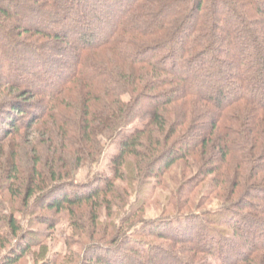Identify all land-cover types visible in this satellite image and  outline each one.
Wrapping results in <instances>:
<instances>
[{"label":"trees","instance_id":"1","mask_svg":"<svg viewBox=\"0 0 264 264\" xmlns=\"http://www.w3.org/2000/svg\"><path fill=\"white\" fill-rule=\"evenodd\" d=\"M6 85L0 264L85 206L80 264H264V0H0Z\"/></svg>","mask_w":264,"mask_h":264},{"label":"rangeland","instance_id":"2","mask_svg":"<svg viewBox=\"0 0 264 264\" xmlns=\"http://www.w3.org/2000/svg\"><path fill=\"white\" fill-rule=\"evenodd\" d=\"M0 90V102L7 100H15L21 98L19 94V88L2 86ZM127 98H124L126 100ZM147 118L137 120L130 129L138 128L146 122ZM29 141H34L32 136H29ZM116 152V143L108 144L105 147V151L100 161L94 165L91 169L82 168L80 170H75L73 172V177L77 182H86L93 178L96 174H105L109 175V160L110 157ZM33 159L29 158L25 161L24 164L29 168ZM161 193V191H160ZM165 193V192H163ZM6 198V197H5ZM157 206V205H156ZM41 207V204L38 208ZM48 215L52 214L47 213ZM158 215V211L155 210V207H151L150 210H147L146 217H155ZM60 218L56 228L51 231L49 227L43 224H33L31 229L33 231H38L40 238L38 241H41L42 244L32 248L29 254H27L20 262L17 264H80V255L82 253L84 243L88 245L87 238H83V233L79 228H82L84 223L88 222L89 210L85 206L80 208L77 212V218L75 222L77 223L75 228L73 225V220H71L67 215H56L55 218ZM109 220H106V222ZM88 224V223H87ZM102 234L101 232L98 233ZM241 247V244H238V248ZM91 255L93 253H90Z\"/></svg>","mask_w":264,"mask_h":264}]
</instances>
